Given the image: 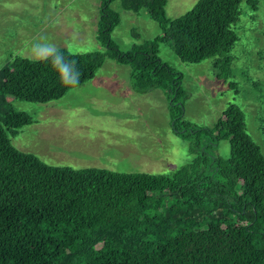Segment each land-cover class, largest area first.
<instances>
[{
  "label": "trees",
  "instance_id": "obj_1",
  "mask_svg": "<svg viewBox=\"0 0 264 264\" xmlns=\"http://www.w3.org/2000/svg\"><path fill=\"white\" fill-rule=\"evenodd\" d=\"M113 1L102 0L97 24L106 50L59 48L76 61L80 85L109 55L131 66L138 91L161 87L177 102L182 74L159 56L164 42L184 61L213 57L219 79L230 74L241 0H198L174 18L166 15L168 0H122L126 9L146 8L162 28L130 50L112 41L120 22ZM248 2L257 8L258 0ZM71 88L50 63L27 56L0 67V264H264V153L238 104L213 126L177 117L174 128L192 136L195 157L170 174L52 165L16 147L10 133L33 117L9 96L47 102ZM221 139L231 144L227 158L210 151ZM166 198L175 201L166 205Z\"/></svg>",
  "mask_w": 264,
  "mask_h": 264
},
{
  "label": "rangeland",
  "instance_id": "obj_2",
  "mask_svg": "<svg viewBox=\"0 0 264 264\" xmlns=\"http://www.w3.org/2000/svg\"><path fill=\"white\" fill-rule=\"evenodd\" d=\"M197 1L168 0L166 15L177 17ZM101 8L102 0H0V67L15 56L32 58L30 44L40 37L72 52L106 50L97 32ZM110 8L120 15L111 38L121 50L162 32L146 8L126 9L122 0H114ZM233 28L239 39L230 50L232 68L224 79L217 77L213 57L184 61L169 42L160 44L161 59L182 74L184 96L174 103L161 87L138 91L131 66L109 55L94 77L60 98L39 102L9 96L14 107L33 117L10 133L13 144L52 165L170 174L195 157L192 136L177 132L174 121L213 126L223 109L235 103L264 153V0H258L257 8L241 0ZM210 151L227 158L230 141L221 139ZM174 201L166 198L164 204Z\"/></svg>",
  "mask_w": 264,
  "mask_h": 264
},
{
  "label": "clouds",
  "instance_id": "obj_3",
  "mask_svg": "<svg viewBox=\"0 0 264 264\" xmlns=\"http://www.w3.org/2000/svg\"><path fill=\"white\" fill-rule=\"evenodd\" d=\"M30 53L35 61L50 63L63 85L68 87L80 85L81 72L76 66V61L69 59L49 38L40 37L33 40L30 44Z\"/></svg>",
  "mask_w": 264,
  "mask_h": 264
}]
</instances>
